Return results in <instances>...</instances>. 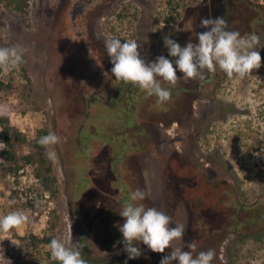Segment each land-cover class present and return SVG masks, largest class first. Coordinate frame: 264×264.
Segmentation results:
<instances>
[{"label":"rangeland","instance_id":"1","mask_svg":"<svg viewBox=\"0 0 264 264\" xmlns=\"http://www.w3.org/2000/svg\"><path fill=\"white\" fill-rule=\"evenodd\" d=\"M6 2L0 0V47L24 50L36 95L33 104L19 90L0 92V116L25 139L12 138L18 164L40 127L61 140L52 162L58 198L45 194L35 211L22 209L29 221L0 235V264H58L38 242L49 233L51 209L59 216L56 237L72 232L88 264H160L171 248L153 253L141 243L134 260L123 251L119 212L136 189L146 207L172 217L171 227L185 226L183 241L174 242L183 251L195 241L194 255L215 251L211 264H264V47L250 76L228 78L217 68L203 81L162 82L172 95L157 104L115 79L104 46L112 37L134 39L146 62L163 55L174 63L164 36L182 47L198 43L196 35L208 30L201 20L217 17L264 45V0H29L26 15ZM21 75L20 64L1 79L21 87ZM244 143L259 148L240 161ZM4 162L0 150V215L21 208L23 192L34 196L38 188L31 166L16 182Z\"/></svg>","mask_w":264,"mask_h":264},{"label":"clouds","instance_id":"2","mask_svg":"<svg viewBox=\"0 0 264 264\" xmlns=\"http://www.w3.org/2000/svg\"><path fill=\"white\" fill-rule=\"evenodd\" d=\"M163 24V21H161ZM164 27V26H163ZM161 27V28H163ZM201 27L207 31L198 33V43L188 42L181 46L170 36L163 38L168 56H157L152 62H146L141 56V45L137 40L125 39L121 42L119 37L105 39V50L110 57L111 73L117 81L138 88L147 96H155L157 104L171 99V88L162 86V82L175 87L178 81L205 79V73H212L219 68L228 78L244 79L250 76L254 69L261 67L262 57L259 48L260 37L255 33L241 35L238 31L228 30L227 21L223 17L206 18L201 20ZM24 50L19 46L0 47V69L5 72L16 68L24 62ZM175 64V66H174ZM182 73L178 76L177 72ZM61 138L53 132L38 139L37 143L45 149L47 159L53 163L58 161L55 146ZM0 150H4V143H0ZM146 196L141 189L132 191L119 215L124 218L119 225L122 234L123 251L129 260L142 255L139 244L147 246L153 253L171 252L162 257L160 264H211L215 251L209 249L196 253L197 243L191 241L187 244L188 251L177 247L174 242L183 241L185 226L175 224L172 217L155 207H146L143 203ZM29 221V216L23 210L10 211L0 215V235L19 229ZM10 239V238H9ZM12 243L19 246L15 240ZM52 259L58 264H88L83 258L80 241H74L72 232L53 237L48 244Z\"/></svg>","mask_w":264,"mask_h":264},{"label":"trees","instance_id":"3","mask_svg":"<svg viewBox=\"0 0 264 264\" xmlns=\"http://www.w3.org/2000/svg\"><path fill=\"white\" fill-rule=\"evenodd\" d=\"M6 4L10 6L12 3V9L15 11H18L21 14H27L28 7H29V0H6ZM124 8V7H123ZM173 11H176V7L172 8ZM118 18H121L120 15H118ZM24 62L21 64V72H22V78L25 80V83L21 87H16L13 84V79L9 78L7 82H4L1 77L4 73L3 69H0V92L2 91H14L16 92L19 90V98H21L24 101L31 102L35 104L36 95L34 93L32 81L30 78V75L28 74V71L25 67L26 61L23 57ZM49 133L47 127H40L37 131L35 136L29 141L30 148L32 149V152L28 155L21 158L25 166H31L35 173L36 183L38 185L37 191L42 193V195L38 194V192H35L34 196H29L27 193L23 192L25 195V201L23 200L21 202V208L17 207L16 210H22L27 209L30 211H35L36 209V202L45 194H47L48 201H53L58 198L59 195V187L57 183L56 176L53 172V163L49 159H47L45 155V149L40 146L37 141L40 137L45 136ZM14 135H17V142L24 141L25 139L20 135V132L18 129L11 127L8 124V121L0 116V137L3 139L5 147L4 150H2V154L5 157V162L2 164V170L6 172L7 174L11 175L16 182H18V178L20 176V171L23 169L22 165L18 164V158L14 149V142L12 141V138ZM257 144H260V141L257 140ZM244 150L240 154V161H244L247 158H250L253 156L254 152L258 150L259 147L255 146L253 143L243 144ZM261 159L264 162V154L261 155ZM260 179H264V173H259ZM33 190L29 189L28 192H31ZM17 189H12L11 193H14L17 195ZM12 196V195H11ZM12 198V197H11ZM39 212H41V208H39ZM50 215L52 216V222L50 223L49 233L47 235H44L41 239H38V242L43 243L45 245H48L50 243V240L53 237H56V229L59 222V216L55 209H51L49 211ZM37 240L36 238H34Z\"/></svg>","mask_w":264,"mask_h":264}]
</instances>
